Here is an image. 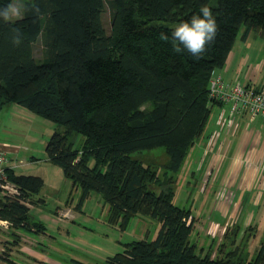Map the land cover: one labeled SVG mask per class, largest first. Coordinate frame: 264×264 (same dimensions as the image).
<instances>
[{
    "label": "trees",
    "instance_id": "16d2710c",
    "mask_svg": "<svg viewBox=\"0 0 264 264\" xmlns=\"http://www.w3.org/2000/svg\"><path fill=\"white\" fill-rule=\"evenodd\" d=\"M11 2L0 0V8ZM204 3L217 18L218 35L194 59L159 34H170ZM241 27L243 39L252 30L264 35V0H29L21 18L0 19V107L16 103L63 127L45 149L48 161L80 188L77 208L94 191L108 204L110 224L125 230L137 215L160 224L154 238L131 241L104 264H264V243L254 256L238 246L225 252L220 246L223 254L214 256L199 252L189 240L191 210L174 202L177 173L215 104L210 78ZM38 39L41 61L33 54ZM77 134L83 139L75 147ZM158 147L166 155L159 166L133 155ZM7 175L18 193L0 198V218L12 223L13 234L45 232L28 206L43 178L12 168ZM0 260L17 264L7 251Z\"/></svg>",
    "mask_w": 264,
    "mask_h": 264
},
{
    "label": "rangeland",
    "instance_id": "374dc122",
    "mask_svg": "<svg viewBox=\"0 0 264 264\" xmlns=\"http://www.w3.org/2000/svg\"><path fill=\"white\" fill-rule=\"evenodd\" d=\"M27 1L29 0H12L11 4L19 7L23 16L24 5ZM17 19L19 18H14L11 21ZM109 19V10L106 8L102 13L103 25L106 30L109 29ZM243 29L241 27L239 36ZM251 34L253 35L249 37L248 45L252 50V58L256 56V60L260 62L257 78L260 83L264 84V35L257 34L255 30ZM33 54L36 60H42L40 39L33 45ZM55 130H63V127L34 114L19 104L7 103L0 107V148H4L9 159L16 161L15 163L30 162L33 157L35 163L27 167L25 165L21 171L24 172L23 174L41 175L44 179L41 191L37 195H33L35 203L30 206V214L32 219L45 224V232L18 230L20 233L18 236L23 237L26 244L30 242L28 246L34 245L36 251L43 252L47 257L56 260V263L52 262L51 264H74L72 259L87 264H104L107 257L123 251L131 241L154 238L160 224L144 215L134 216L125 230H122L118 224H110L107 221L108 204L97 192H91L82 206L77 208L80 188L74 187L72 182L65 177L63 170L49 162L47 158L46 144ZM82 139L81 135H74V146H80ZM5 144L7 147L4 146ZM133 155L140 156L143 161L151 162L156 166L166 161L162 147L143 150L141 153ZM183 170L177 173L179 179L176 183L174 202L181 207H191V211L204 224L211 215V203L216 201L213 196L222 195V188H217L216 185L213 190L211 187L208 196H206V202L197 209L196 199L194 200V198H198L196 189L194 186L186 184L187 177L183 174ZM194 180H198V177L195 176ZM189 192H192L191 197H188ZM61 209L66 210L60 215L57 214L56 211ZM245 211L246 208L242 209L238 206L233 215L229 214L225 217V221L214 222L216 230L208 228L207 231H204L205 234L203 233L200 237H198L199 232L193 227L189 236L190 242H194L197 250L202 254L212 250V256L220 255L223 254L218 251L220 246H222L223 252L238 246L239 251L248 252L249 256H254L261 244L264 243V216L261 215L260 218V215H256L255 222H249L246 224L247 227L243 228L241 222ZM63 214L65 215L63 216ZM197 226H199V231H202V226ZM11 233L10 237L13 236V232ZM17 240L18 238H16ZM220 243L223 244L220 245ZM18 248L19 245H16L17 250L14 249L13 252H19ZM26 263L28 264V262ZM33 264H39V262ZM40 264L50 263L40 262Z\"/></svg>",
    "mask_w": 264,
    "mask_h": 264
},
{
    "label": "crops",
    "instance_id": "0c3cea01",
    "mask_svg": "<svg viewBox=\"0 0 264 264\" xmlns=\"http://www.w3.org/2000/svg\"><path fill=\"white\" fill-rule=\"evenodd\" d=\"M252 32L253 30L246 39L242 38V34L237 35L224 65L216 68L212 76L219 75L228 83L242 82L257 89H264V84L257 78L260 62L256 60V56L252 58V50L248 45ZM257 34L263 36L260 32ZM228 118H230L229 105L215 103L211 107L203 133L190 147L181 167V170L184 169L183 174L187 177L186 184L196 189L198 198L194 200L196 199L197 209L206 202V196L211 187L213 190L216 185L217 188H222V195L213 196L216 201L211 203V215L204 224L191 211L194 228L199 232L198 237L208 228L216 230L214 222L222 223L225 217L235 213L238 206L242 209L246 208L241 222L243 228L247 227V223L255 222L256 215H260V218L261 215L264 216V119L260 116L240 113L232 116L230 125L221 124ZM4 146L7 147V144ZM15 162L10 161L11 168L16 173L22 174L24 172L21 169L25 168V165L27 167L35 163L33 157L30 162L22 164ZM195 176L198 180H194ZM178 179L177 177V181ZM191 194L192 192H189L188 197H191ZM34 203L32 196L31 204L28 203V206ZM66 209L57 210L56 213L60 215ZM197 225L202 226L201 232ZM10 234H12L11 229L0 228V254L7 251L9 257L17 264L56 263V260L47 257L43 252L36 251L34 245L28 246L30 242L26 244L24 238L18 236L20 234L18 230L11 237ZM206 236L209 235L206 234ZM16 238H18L17 241ZM16 245H19V252L14 253ZM0 264H6V262L0 260Z\"/></svg>",
    "mask_w": 264,
    "mask_h": 264
},
{
    "label": "built area",
    "instance_id": "2783aa9c",
    "mask_svg": "<svg viewBox=\"0 0 264 264\" xmlns=\"http://www.w3.org/2000/svg\"><path fill=\"white\" fill-rule=\"evenodd\" d=\"M209 97L214 103L229 105L230 118L221 122L223 125L232 123V116L240 113L260 116L264 119V89H257L242 82L228 83L219 75L212 76L209 81ZM7 151L0 148V198L13 196L18 188L10 181L7 168H11ZM19 161V164H22ZM12 223L0 218V228L10 229Z\"/></svg>",
    "mask_w": 264,
    "mask_h": 264
},
{
    "label": "clouds",
    "instance_id": "9594fccd",
    "mask_svg": "<svg viewBox=\"0 0 264 264\" xmlns=\"http://www.w3.org/2000/svg\"><path fill=\"white\" fill-rule=\"evenodd\" d=\"M22 12L19 7L8 4L0 8V19L11 21L14 18H20ZM160 39L170 41L177 53L187 52L194 59L200 58L208 51L218 35V22L212 8L204 3L200 6L199 11L193 13L190 18L181 20L170 34L161 32ZM15 44L20 43V35L17 31L13 36Z\"/></svg>",
    "mask_w": 264,
    "mask_h": 264
}]
</instances>
